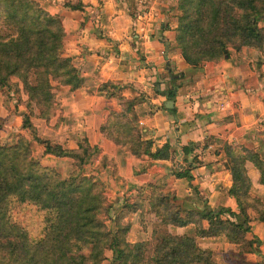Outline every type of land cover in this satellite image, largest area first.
<instances>
[{
  "label": "crops",
  "instance_id": "crops-1",
  "mask_svg": "<svg viewBox=\"0 0 264 264\" xmlns=\"http://www.w3.org/2000/svg\"><path fill=\"white\" fill-rule=\"evenodd\" d=\"M38 1L63 17L64 55L73 60L84 84L76 90L60 87L58 115L51 120L31 117L33 134L23 128L25 106L13 101L7 108L0 102L3 140L15 142V137L10 139L14 132L25 134L35 157L64 175L72 172L73 160L45 154L41 141L64 149H77L89 141L99 153L85 163V173L105 187L116 215L149 184L174 197L182 215L205 208L239 212L230 192L233 178L225 146L249 149L264 161V47H247L195 68L176 44L178 0ZM259 26L264 27V21ZM106 83L115 86L109 90L116 96L137 100L130 117L150 143L153 157H135L129 146H119L104 135L102 128L111 112L121 109L116 98L100 91ZM173 88L175 98L170 99ZM170 100L172 108L167 107ZM185 147L190 149L188 155ZM187 168L192 179L176 176ZM247 169L252 197L264 202L259 171L251 162ZM249 215L251 231L246 239L261 241L258 247L253 244L258 252L243 251L225 236L199 238L194 224L163 225L152 213L147 218L164 233L196 237L201 247L213 251L218 264H264V222L255 210ZM124 221L131 225V234L133 230L134 235L146 234L140 229L142 211Z\"/></svg>",
  "mask_w": 264,
  "mask_h": 264
},
{
  "label": "trees",
  "instance_id": "trees-1",
  "mask_svg": "<svg viewBox=\"0 0 264 264\" xmlns=\"http://www.w3.org/2000/svg\"><path fill=\"white\" fill-rule=\"evenodd\" d=\"M79 9V5H69ZM176 44L192 67L219 62L247 47H264V0H178ZM63 17L52 14L37 0H0V89L16 87L28 101L23 104L31 115L51 120L60 103L56 90L83 86L84 80L73 60L64 55ZM18 80V81H17ZM103 84L100 91L117 99L120 111H112L102 128L104 135L119 146H129L135 157H153L150 143L132 121L130 112L136 99L116 96ZM174 89L168 93L174 99ZM22 102V101H21ZM35 106L38 112L35 111ZM23 128L36 129L27 116ZM45 154L73 160V170L63 176L43 165L34 155L31 141L20 135L15 143L0 142V264H103L106 251L113 252V264H218L213 251L201 247L196 237L156 231L145 240L132 242L130 224H123L132 213L142 211V223L152 213L168 226H196L199 238L225 236L230 243L258 252L248 241L250 210L264 222V202L251 195L252 181L247 164L253 163L264 184V161L249 149L225 146L228 168L239 212L229 208L189 210L182 215L170 195L155 184L139 190L131 204L124 206L109 228L112 204L105 187L85 173V163L99 153L89 141L77 149H64L41 141ZM189 147L184 154H189ZM179 178L192 179L190 168L178 170ZM18 205L36 207L44 213V233L34 239L13 214ZM226 215L229 217L224 218ZM205 222L208 223L205 226Z\"/></svg>",
  "mask_w": 264,
  "mask_h": 264
},
{
  "label": "rangeland",
  "instance_id": "rangeland-1",
  "mask_svg": "<svg viewBox=\"0 0 264 264\" xmlns=\"http://www.w3.org/2000/svg\"><path fill=\"white\" fill-rule=\"evenodd\" d=\"M42 6L44 7L43 4H42ZM15 88L16 87H13V88L9 89L8 87H4L3 89L2 88L0 89V102L3 103V105L5 107H7V108H10V104L13 101L16 102V104H20L21 106L22 105L25 106L23 104V102L24 101H28V99H29V97L24 92H17ZM57 90H56V93H57ZM33 107H34L35 111L38 112V109L35 106H33ZM25 108L27 109L26 106H25ZM27 112H28L27 116H30V120H31V117H35V116L31 115V113H30V111L28 109H27ZM1 124H2V120L0 118V128H1ZM23 124H24V121H23ZM11 133H13V132H11ZM1 135L2 134H1V129H0V142L8 143V144L17 142V140L19 139L20 135H24L25 136V134H22V133L16 136V132H14V134L11 135L10 139L15 137V139H14L15 142H13V141L5 142ZM33 136L34 135H32V137ZM53 168H55V167H53ZM58 172H60V171H58ZM61 174L63 176H67V175H64L63 173H61ZM109 203L112 204L113 207H112L110 219L108 221V226H109V228H112V227L114 228L115 223L112 220L115 219V216H116V214H115V204L112 203L110 200H109ZM13 214L15 216V219H17V221L23 227H25L28 230V232H29V234L31 235L32 238L38 239V238H40L43 235V233H44V215L45 214L40 212L36 207L27 206V205H18V206L15 207ZM147 217L148 216L146 215V218L144 219L145 220V224L142 223L141 228H140L141 231H142V229L145 230L146 234L143 235V233H141L139 235H134L133 234L134 230H133L132 234H131V231H130L129 236H128L130 241L135 242V241H139V240H142V239H147V238L152 236L154 231H156V233L161 234V235L164 234V232L161 231V229L159 228L160 226H158V223L156 224V222H154V221L153 222L149 221V219ZM123 224H127V222L123 221ZM106 257L107 258L103 262V264H113L112 263L113 262V252L111 250H107L106 251Z\"/></svg>",
  "mask_w": 264,
  "mask_h": 264
},
{
  "label": "water",
  "instance_id": "water-1",
  "mask_svg": "<svg viewBox=\"0 0 264 264\" xmlns=\"http://www.w3.org/2000/svg\"><path fill=\"white\" fill-rule=\"evenodd\" d=\"M173 105H174V102L171 101V100L167 103V107H168V108H172ZM181 153H182V152H181ZM180 159H181V157H180Z\"/></svg>",
  "mask_w": 264,
  "mask_h": 264
}]
</instances>
